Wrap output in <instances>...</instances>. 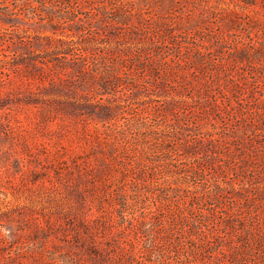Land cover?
Listing matches in <instances>:
<instances>
[{
  "label": "rangeland",
  "instance_id": "obj_1",
  "mask_svg": "<svg viewBox=\"0 0 264 264\" xmlns=\"http://www.w3.org/2000/svg\"><path fill=\"white\" fill-rule=\"evenodd\" d=\"M0 264H264V0H0Z\"/></svg>",
  "mask_w": 264,
  "mask_h": 264
}]
</instances>
